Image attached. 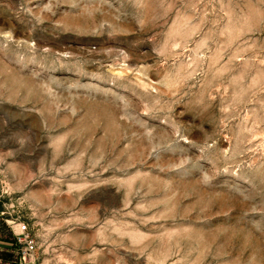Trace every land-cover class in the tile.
Here are the masks:
<instances>
[{
	"label": "rangeland",
	"instance_id": "374dc122",
	"mask_svg": "<svg viewBox=\"0 0 264 264\" xmlns=\"http://www.w3.org/2000/svg\"><path fill=\"white\" fill-rule=\"evenodd\" d=\"M0 88L42 264H264V0H0Z\"/></svg>",
	"mask_w": 264,
	"mask_h": 264
},
{
	"label": "built area",
	"instance_id": "2783aa9c",
	"mask_svg": "<svg viewBox=\"0 0 264 264\" xmlns=\"http://www.w3.org/2000/svg\"><path fill=\"white\" fill-rule=\"evenodd\" d=\"M14 237L18 247L19 264H42L28 222L22 220L17 222Z\"/></svg>",
	"mask_w": 264,
	"mask_h": 264
},
{
	"label": "crops",
	"instance_id": "0c3cea01",
	"mask_svg": "<svg viewBox=\"0 0 264 264\" xmlns=\"http://www.w3.org/2000/svg\"><path fill=\"white\" fill-rule=\"evenodd\" d=\"M6 232L0 224V264H19L18 247L15 242V231Z\"/></svg>",
	"mask_w": 264,
	"mask_h": 264
},
{
	"label": "bare ground",
	"instance_id": "6f19581e",
	"mask_svg": "<svg viewBox=\"0 0 264 264\" xmlns=\"http://www.w3.org/2000/svg\"><path fill=\"white\" fill-rule=\"evenodd\" d=\"M3 88V87H2ZM2 88H0L1 89V91H3V89ZM4 89H5V87H4Z\"/></svg>",
	"mask_w": 264,
	"mask_h": 264
}]
</instances>
